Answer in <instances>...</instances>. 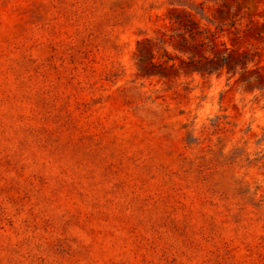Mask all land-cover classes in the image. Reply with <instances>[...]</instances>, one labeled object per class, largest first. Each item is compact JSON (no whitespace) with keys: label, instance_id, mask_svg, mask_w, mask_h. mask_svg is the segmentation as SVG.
Masks as SVG:
<instances>
[{"label":"rangeland","instance_id":"rangeland-1","mask_svg":"<svg viewBox=\"0 0 264 264\" xmlns=\"http://www.w3.org/2000/svg\"><path fill=\"white\" fill-rule=\"evenodd\" d=\"M0 264H264V0H0Z\"/></svg>","mask_w":264,"mask_h":264}]
</instances>
